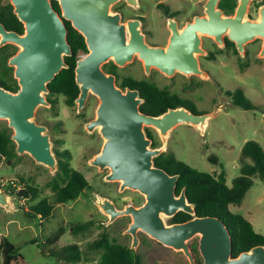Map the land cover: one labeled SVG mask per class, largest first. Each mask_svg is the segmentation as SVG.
I'll list each match as a JSON object with an SVG mask.
<instances>
[{
  "label": "water",
  "instance_id": "95a60500",
  "mask_svg": "<svg viewBox=\"0 0 264 264\" xmlns=\"http://www.w3.org/2000/svg\"><path fill=\"white\" fill-rule=\"evenodd\" d=\"M60 14L52 0H10L14 12L24 23V33L9 30L0 22V46L15 44L19 50L9 59L19 89L10 90L0 85V119H6L13 129L12 139L17 153H29L38 163L57 170L58 159L45 125L36 121L40 105H50L46 95L48 84L68 64L66 56L73 54L68 40L65 19L71 21L86 39L88 53L77 60L75 73L80 94L76 99L81 110L91 92L100 103L96 117L86 123L93 131L100 128L105 141L100 153L91 160L101 170L109 172L107 180L121 181V188L138 190L145 195L139 206L128 205L119 210L108 198L99 197L97 203L109 215V223L118 217L131 215L126 232L133 236L132 247L139 243L142 230L162 244L182 250L190 264H196L189 240L200 235L199 251L203 264H264V245L253 246L233 256L232 235L226 223L217 216H200L195 205L189 202L186 190L176 192L179 174H170L155 165L154 158L164 147L152 148L145 126L157 128L164 139L181 123L205 129L212 113H195L186 107L170 108L161 115L141 111L144 98L138 89L119 86L116 76L107 73L102 65L114 60L124 66L135 54L144 61L146 71L156 67L168 75L181 71L187 75L206 74L199 67L197 53H206L202 35L213 36L225 45L224 37L236 43L245 52V44L256 37L264 38V4L260 19L246 18L251 0H239L233 15H226L219 7L220 0H207L205 15L179 30L177 22L170 19L172 35L168 47L151 46L145 41L139 19L123 21L121 12L111 8L120 0H58ZM137 6L138 0H126ZM264 54V43L262 48ZM0 205L13 209L9 191L0 187ZM179 211L193 217L181 223L167 224L166 218Z\"/></svg>",
  "mask_w": 264,
  "mask_h": 264
},
{
  "label": "rangeland",
  "instance_id": "374dc122",
  "mask_svg": "<svg viewBox=\"0 0 264 264\" xmlns=\"http://www.w3.org/2000/svg\"><path fill=\"white\" fill-rule=\"evenodd\" d=\"M206 2L207 0H138V5L134 6L125 4V0H120L111 10L115 12L120 8L125 9L126 20L140 14L145 16L147 28L153 31L151 40L160 43L166 41L169 35L167 15L161 8V4L171 7V11H179L177 19L180 25L184 26L196 14L205 15ZM262 3V0H251L246 18L260 19ZM263 43V37H256L245 44V52L242 53L236 46L225 47L220 45L213 36L202 35V47L206 53L210 52L214 56L212 59L206 53H197L202 67L208 74L176 73L170 76L156 67L152 68V80L160 88L190 98L201 112L212 113V115L204 130L199 126L181 123L170 131L166 139L157 128L149 126L150 131L164 149L173 151L179 160L192 167L215 175L225 170L229 186H232L234 178L240 174L239 159L243 145L249 140H255L264 149ZM17 48L19 47L16 45ZM110 62L112 63L113 60ZM136 63H139L142 68L140 62H134L124 66L115 64V70L120 77L140 74L138 78L147 79L144 70L141 71L140 66L135 65ZM237 88H242L245 95L258 108L246 110L234 105L225 91ZM62 98L58 99L59 115L56 120H62L64 128L48 131V133L51 132L49 134L53 151L69 150L72 155L71 165L81 171L97 189L105 191L111 187V191H114L117 196L141 201L144 194L140 192L141 197L138 190L137 192L131 188L118 192V181L103 179L108 169L102 171L90 163L105 141L99 127L89 131L85 126L86 122L96 117L100 103L99 97L91 92L81 113H78L77 103L74 107H68ZM35 117L36 121L43 124L47 120L55 121L54 113L49 105H40ZM0 126L9 127L8 120L0 119ZM19 155L21 158L18 159L17 165L12 167L7 159L0 161V178L14 180L18 187L25 184L37 187L39 195L34 200H28L17 198L9 193L14 206L13 209H7L0 205V238H6L19 247L20 253L25 258L24 264H74L60 261L42 252L43 248L47 249L48 235H52L60 227L66 229L60 241L61 245L77 243L84 248L89 241L96 239L102 232H107L113 242L132 245L133 237L126 232L132 221L131 215L120 216L109 223V215L99 210L97 200L100 195L96 197L94 189L86 193L87 197L95 200L93 203L82 194L77 200L59 204L49 219L43 218V223L39 217L28 218L25 212L30 210L31 204L44 198L53 200V191L48 186V182L56 175L58 167L53 172L50 167L36 162L29 153ZM56 157L58 159L57 154ZM230 209L245 216L252 222L254 229L264 235V178L256 176L255 184L248 190L242 204H232ZM91 219L94 220V225L90 231L79 235L69 231L72 223ZM171 219L166 218V222L170 223ZM139 236L140 242L133 249L142 256L144 264H190L189 258L183 251L162 244L142 230L139 231ZM34 239L35 243L29 242ZM199 239L200 235H196L189 240V243L199 245ZM56 247V243L51 245V248ZM87 254L89 256L77 264H98V253ZM197 254L198 259L203 261L199 249Z\"/></svg>",
  "mask_w": 264,
  "mask_h": 264
},
{
  "label": "trees",
  "instance_id": "16d2710c",
  "mask_svg": "<svg viewBox=\"0 0 264 264\" xmlns=\"http://www.w3.org/2000/svg\"><path fill=\"white\" fill-rule=\"evenodd\" d=\"M264 4V0H262ZM54 3L57 1L54 0ZM163 6V5H161ZM238 6V0H221L219 7L225 14H234ZM0 22L4 23L7 29L24 33V23L20 21L14 12V6L10 0H0ZM69 41L72 44L73 54L66 57L68 67L63 68L59 74L48 84L50 89L49 101L53 105L63 96L69 106L76 104L80 94V87L76 82L75 68L77 60L87 52L85 37L76 30L70 22ZM228 45L235 46V43L228 40ZM18 49V48H17ZM16 45L6 44L0 46V85L17 91L18 80L14 77V67L8 64L9 59L17 52ZM124 84L138 87L141 96L145 97V103L141 110L152 115H160L168 108L185 106L195 113L201 112L196 104L188 98H181L177 93L168 89L160 88L155 83L146 81H133L124 79ZM141 85V86H140ZM226 95L231 98L234 105L246 110L257 109L258 106L251 101L242 88L226 90ZM151 136V132H148ZM58 155L59 165L56 175L48 182L53 191V200L44 198L37 203L30 205V210L25 212L28 218L35 219L39 215L43 218H50L59 204H66L78 199L87 188L90 182L85 175L71 165L72 157L69 150H55ZM21 156L17 153L16 142L12 139V129L8 126H0V161L7 159L15 166ZM155 164L163 166L171 174L179 173L176 192L179 194L183 188L190 202L195 204L197 214L200 216H217L228 226L233 241V256L243 251L250 250L253 246L264 245V235L257 232L250 220L230 209V205H241L248 190L255 184V177L264 178V149L255 140L247 141L240 153V174L234 178L232 186L227 184V174L222 170L215 175L209 172L200 171L186 162L179 160L173 153H162L155 157ZM214 160V158H212ZM20 179L22 177L19 176ZM0 187L4 186L0 183ZM18 188V189H17ZM17 198L34 200L39 195V189L30 184L14 187L9 185L7 190ZM192 216L186 212H178L173 219L184 221ZM94 220L75 222L70 225L72 234L79 235L91 230ZM66 229L60 227L46 238L47 249L42 252L51 255L60 261L77 264L89 255L87 253H98V264H144L142 256L136 253L129 245L113 242L107 232H102L96 239L89 241L86 247L77 243L61 245L60 241ZM29 242L35 243V240ZM56 243V248L51 245ZM51 244V245H50ZM51 248V249H50ZM86 254V255H85ZM25 258L20 253L19 247L7 240L0 238V264H24ZM199 264H203L200 259Z\"/></svg>",
  "mask_w": 264,
  "mask_h": 264
},
{
  "label": "flooded vegetation",
  "instance_id": "af4514ba",
  "mask_svg": "<svg viewBox=\"0 0 264 264\" xmlns=\"http://www.w3.org/2000/svg\"><path fill=\"white\" fill-rule=\"evenodd\" d=\"M55 1H57V3H54V0H52V3H53V6H54V8L61 14L62 13V11H61V7H60V3H59V1L58 0H55ZM221 1V0H220ZM128 2L125 0V4H127ZM220 3V2H219ZM238 3H239V0H238ZM161 5H163V6H161V8H163L164 9V11H165V13H166V15H167V28H168V30H169V35H168V38L166 39V41L164 40V41H162V42H160V43H155V42H153L152 40H151V35H152V30L151 29H148L147 28V19H146V17L145 16H143L142 14H140L139 16H134V17H130V18H128L127 20H129V19H139L140 20V22H141V26H140V28L142 29V32L144 33V35H145V41L149 44V45H151V46H163V47H168V45H169V42H170V37H171V35H172V29L169 27V22H170V19H173L174 21H176L177 22V26H178V28H179V30H182L186 25H187V23L188 22H191V21H194V18L197 16V15H200V14H196L195 16H194V18L193 19H190V20H188L187 22H186V24L183 26V25H180V22H179V20L177 19V17H178V15L180 14V12L179 11H171V7H169V6H167V5H165V4H161ZM263 5V4H262ZM117 11V10H116ZM119 12H121V14H122V17H123V21L124 22H126L127 20L125 19V16H124V14H125V9H119L118 10ZM227 15V14H226ZM231 15H233V14H231ZM200 16H203V15H200ZM68 22H70L71 23V21H69V20H66L65 19V23H66V25H67V27H68V35H69V24H68ZM71 25H72V23H71ZM77 30V29H76ZM227 39L228 40H230L229 39V37H224V40H225V47H229V45H228V42H227ZM68 40H69V38H68ZM86 40V39H85ZM232 41V40H231ZM70 42V41H69ZM234 42V41H233ZM235 43V42H234ZM71 44V43H70ZM87 44V43H86ZM72 45V44H71ZM235 46H236V43H235ZM237 47V46H236ZM87 48H88V46H87ZM19 50V48L17 49V51ZM88 51L89 50H87V52L86 53H84L83 55H85V54H87L88 53ZM208 56H210L212 59L214 58V56L210 53V52H208V53H206ZM82 55V56H83ZM81 56V57H82ZM67 57V56H66ZM66 57H65V60H66ZM197 58H198V60H199V67H200V69H202L205 73H207L208 74V72L202 67V64H201V62H200V59H199V57H198V55H197ZM112 59H110V60H108L107 62H105L103 65H102V68H103V70L104 71H106L107 73H113V74H115V76H116V81H117V84L119 85V86H121V87H123V89H126L127 87H131V88H133V89H138V90H140L138 87H135V86H130V85H128V84H124L123 82H124V79H126V78H129V79H132L133 81H146V82H150V83H155L153 80H152V75H151V73H152V68L153 67H151V69H150V71L149 72H147L146 71V68H145V64H144V61L139 57V55H138V53L137 54H135V56H134V58H133V60L132 61H130V62H128V63H134V62H140L141 64H142V68H141V65L139 64V63H136L135 65H139L140 66V69H141V71H143V72H145V74H146V76H147V79H141V78H138V76L140 75H137V76H132L131 74L130 75H128V76H124V77H120V75L116 72V70H115V66L116 65H118L114 60H113V62L111 63L110 61H111ZM66 62H67V60H66ZM127 63V64H128ZM116 64V65H115ZM119 66H121V65H119ZM143 69V70H142ZM161 71V70H160ZM162 72V71H161ZM13 73H14V71H13ZM163 73H165V72H163ZM176 73H183V72H181V71H176L174 74H172V75H170V76H173V75H175ZM166 74V73H165ZM183 74H185V73H183ZM166 75H168V74H166ZM187 75V74H186ZM190 75H192V74H190ZM15 77V76H14ZM141 86V85H140ZM140 92H141V90H140ZM173 93H177V92H173ZM178 95H179V97H181V98H187V97H184L183 95H181L180 93H177ZM49 95H50V91H49V93L46 95V98H47V100L49 101ZM61 97H63V96H59V98H61ZM143 97V96H142ZM144 98V101H143V103H145V97H143ZM63 99V101H64V103L68 106V107H74V106H69L67 103H66V101H65V99H64V97L62 98ZM189 100H191L190 98H188ZM192 101V100H191ZM50 102V101H49ZM61 102V101H60ZM87 102V101H86ZM194 102V101H193ZM77 103V102H76ZM142 103V104H143ZM195 103V102H194ZM58 104H59V101L57 102V104H55V105H53L52 104V102H50V105H49V107H51L52 108V111H53V113H54V117H55V121L53 120V121H45V124H43V123H40V124H43V125H45L46 127H47V129H48V131H56V130H59V129H62V128H64V126H63V121L62 120H56V119H58V110H57V106H58ZM78 104V103H77ZM141 104V105H142ZM196 104V103H195ZM85 105H86V103H85ZM141 105H140V107H141ZM181 106H183V105H181ZM181 106H178V107H181ZM197 106V105H196ZM85 107V106H84ZM83 107V108H84ZM183 107H185V106H183ZM82 108V109H83ZM177 108V107H176ZM187 108V107H186ZM198 108V107H197ZM81 109V110H82ZM168 109H170V107L168 108ZM80 109H79V107H78V113H81L82 111H81ZM142 111V110H141ZM144 113H146V114H149V115H152V114H150V113H148V112H145V111H143ZM166 112V111H165ZM164 112V113H165ZM204 113V112H203ZM163 114V113H162ZM161 115V114H160ZM157 116V115H156ZM95 118V117H94ZM94 118H92L91 120H89L88 122H90V121H92ZM38 122V121H37ZM88 122H86V123H88ZM39 123V122H38ZM187 124V123H186ZM188 125H190V124H188ZM85 126H86V124H85ZM150 127L149 126H145V131H146V133H147V136L151 139V147L152 148H161V147H163V145L162 144H160L158 141H157V139H156V137H155V135L154 134H152V132L150 131V129H149ZM95 130V129H94ZM99 130H100V128H99ZM151 132V136H150V134L148 133V132ZM50 134H51V132H49ZM104 144V143H103ZM103 147V146H102ZM101 150H102V148H101ZM101 150L98 152V153H100L101 152ZM168 153V152H170L169 150H167V149H164L162 152H161V154L162 153ZM97 153V154H98ZM171 153H173L174 154V152L173 151H171ZM96 154V155H97ZM160 154V155H161ZM175 155V154H174ZM159 156V155H158ZM157 157V156H156ZM155 159V158H154ZM154 162H155V160H154ZM90 163H91V160H90ZM8 164L12 167V165H11V163L8 161ZM58 164H59V160H58ZM156 165V164H155ZM94 166H97V165H94ZM156 166H158V165H156ZM99 169H100V167L99 166H97ZM158 167H161V168H163V169H165L166 171H167V169L166 168H164L163 166H158ZM106 169H108V168H106ZM78 170V169H77ZM101 170V169H100ZM103 171V170H102ZM109 172V169H108V171H107V173ZM168 172V171H167ZM107 173H105L104 174V176H103V179L105 180V181H113V180H107L106 179V175H107ZM169 173V172H168ZM171 174V173H170ZM174 174H179V173H174ZM180 175V174H179ZM0 179H2L3 180V188L5 189V190H8L9 189V185L11 186H13V184L10 182V179H3V178H0ZM14 181V180H13ZM115 181H117V180H115ZM119 182V187H118V192H120V191H123L124 189H126V188H128V187H126V188H124V189H122L121 188V181H118ZM177 184H178V182H177ZM110 189H106L105 191H102V190H100V189H97L95 186H93V184L92 183H90V186H89V188H87L86 190H85V192L83 193L84 195H85V197L87 198V200L88 199H90L89 197H87L86 196V193L89 191V190H96V192H95V196L97 197L98 195H100V197H102V198H108L109 200H111L114 204H115V206H116V208L117 209H119V210H122V209H125L126 208V206H128V205H133V206H136V207H139V206H141L144 202H145V195H143V197H142V194H141V197H142V200L141 201H138V200H129V199H125L123 196H121V195H115V193H114V191H111V187H109ZM176 188H177V186H176ZM132 189V188H131ZM183 189H185V188H183ZM183 189L181 190V192L183 191ZM186 190V189H185ZM135 191H137V190H135ZM138 192V191H137ZM180 192V193H181ZM179 193V194H180ZM178 194V193H177ZM77 200V199H76ZM189 200V199H188ZM91 203H93L95 200H93V198L92 199H90L89 200ZM190 202V201H189ZM195 205V204H194ZM195 209H196V207H195ZM99 210H101V208H99ZM98 211V210H97ZM102 211V210H101ZM197 211V210H196ZM103 212V211H102ZM180 212V211H179ZM184 212V211H183ZM189 214V213H188ZM192 216V215H191ZM39 218H40V220L42 221V223H43V217L41 216V215H39L38 216ZM193 217V216H192ZM191 217V218H192ZM172 219H171V222L170 223H167V224H174V223H181V222H185V221H187V220H189L190 218H188V219H186V220H184V221H178V220H176V219H173L174 218V216L173 217H171ZM48 219V218H47ZM47 219H45V220H47ZM41 223V225H43ZM140 231V230H139ZM139 231H138V237H139V242H140V236H139ZM146 233V232H145ZM133 237V236H132ZM153 238V237H152ZM35 240V239H34ZM36 242V241H35ZM132 242H133V238H132ZM139 244V243H138ZM190 244V248H191V250H192V252H193V255H194V257H195V261H196V264H199V260L200 259H198V254H197V252H198V249H199V245H196V244H191V243H189ZM130 246V245H129ZM198 247V248H197ZM130 248L131 249H133L134 247H132V245L130 246ZM134 250V249H133ZM135 251V250H134ZM180 251V250H179ZM182 251V250H181ZM136 253H137V251H135ZM184 253V252H183ZM185 254V253H184Z\"/></svg>",
  "mask_w": 264,
  "mask_h": 264
},
{
  "label": "built area",
  "instance_id": "2783aa9c",
  "mask_svg": "<svg viewBox=\"0 0 264 264\" xmlns=\"http://www.w3.org/2000/svg\"><path fill=\"white\" fill-rule=\"evenodd\" d=\"M10 182L13 184V188L14 187H18V185L16 184V182L15 181H13V180H10ZM0 183H2L3 184V180L2 179H0ZM18 189V188H17Z\"/></svg>",
  "mask_w": 264,
  "mask_h": 264
}]
</instances>
